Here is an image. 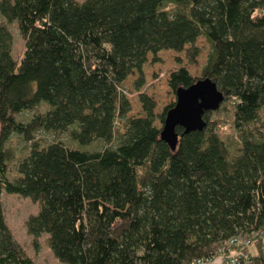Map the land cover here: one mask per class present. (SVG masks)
Here are the masks:
<instances>
[{"label":"trees","instance_id":"obj_1","mask_svg":"<svg viewBox=\"0 0 264 264\" xmlns=\"http://www.w3.org/2000/svg\"><path fill=\"white\" fill-rule=\"evenodd\" d=\"M0 20V195L36 205L24 224L33 249L43 236L62 264H218L221 253L219 264L234 253V264H264V0H0ZM202 37V79L224 103L201 132L177 128L172 150L154 122L163 128L175 103L154 114L143 67L162 51L195 64ZM133 76L139 118L124 89ZM197 80L181 67L168 81L175 92ZM23 112L35 114L16 122ZM223 122L232 142L218 134ZM13 136L27 147L10 180ZM0 264H34L1 200Z\"/></svg>","mask_w":264,"mask_h":264},{"label":"rangeland","instance_id":"obj_2","mask_svg":"<svg viewBox=\"0 0 264 264\" xmlns=\"http://www.w3.org/2000/svg\"><path fill=\"white\" fill-rule=\"evenodd\" d=\"M83 1V0H80ZM1 24V20H0ZM9 32L12 35V50L11 55L15 58V56L20 57L22 52L23 44L21 39L19 38L18 33L16 32V28L12 26L8 27ZM195 47L200 50V54L196 59L195 64H190L188 60L185 58V52H180V54L174 53L172 51L169 52H159L158 57L161 60L159 63L150 64L151 56H148L149 62L143 67V72L145 74V85L140 89V92L147 94L152 97L155 104L157 105L154 114L157 117L161 116L162 111L167 107L175 103L176 94L169 87V76L172 72L177 71L181 67H184L185 70L188 71L191 78L194 79H202L204 67L208 60V55L211 52V47L206 42V40L202 37L199 38ZM136 76L127 78L124 89L127 91V98L131 105V110L128 113V116L139 118L143 116L142 105H140L138 100V93L134 90V81L136 80ZM224 103V102H223ZM222 103V104H223ZM221 104V105H222ZM46 107L44 105H39L36 108V113H44L46 111ZM32 112H23L15 116V121H19L22 123L29 122L28 120L34 115ZM127 116V117H128ZM215 117V116H214ZM219 117L221 119L225 118L224 114H220ZM226 121V120H225ZM224 121V122H225ZM218 129V134L225 141H233L232 129L229 123H224ZM154 126L158 129H162V124H160L159 119L157 118L154 122ZM35 139L44 142H51L53 140V135L49 134H36ZM61 142H64L71 148L77 147V145L72 143L67 139L66 136H62L59 139ZM7 148L12 151L13 155H15L14 161L8 163V179L12 180L15 176L16 163L20 158L26 155V147L27 145L23 143L20 137H11L7 142ZM103 147L102 142H96V144L86 147V150L96 151ZM1 207L3 211V219L9 230V233L13 236L14 240L21 246L24 250L25 254H27L34 262V264H62L56 261L48 249L45 242H43V236L37 239L38 246L37 249H33L31 238L25 232V220L29 216H33L37 212V208L35 204H31L27 199L19 198L15 195H5L2 193L0 195Z\"/></svg>","mask_w":264,"mask_h":264},{"label":"water","instance_id":"obj_3","mask_svg":"<svg viewBox=\"0 0 264 264\" xmlns=\"http://www.w3.org/2000/svg\"><path fill=\"white\" fill-rule=\"evenodd\" d=\"M175 92V106L166 113L160 133L161 141L172 150L179 138L177 128H181L183 134L201 132L206 127L203 121L205 112L216 111L224 102L222 92L207 78L198 79L193 85L178 88Z\"/></svg>","mask_w":264,"mask_h":264},{"label":"built area","instance_id":"obj_4","mask_svg":"<svg viewBox=\"0 0 264 264\" xmlns=\"http://www.w3.org/2000/svg\"><path fill=\"white\" fill-rule=\"evenodd\" d=\"M225 256H226V255H225L224 253H221L220 256H219V258H218V260H216L215 263H218V264H219V263H222V261H223V259L225 258ZM229 257H230V260H229V263H230V264H234L236 261H237V262L239 261V260H238L239 258H238V256H235V253H234V255L232 254V255H230ZM206 263H207V262H206ZM206 263H204V264H206ZM208 264H209V263H208Z\"/></svg>","mask_w":264,"mask_h":264}]
</instances>
